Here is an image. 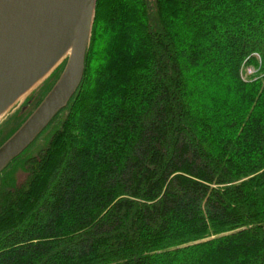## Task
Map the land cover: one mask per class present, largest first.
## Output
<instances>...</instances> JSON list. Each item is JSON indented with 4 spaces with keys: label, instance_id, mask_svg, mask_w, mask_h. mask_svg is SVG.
I'll list each match as a JSON object with an SVG mask.
<instances>
[{
    "label": "trees",
    "instance_id": "1",
    "mask_svg": "<svg viewBox=\"0 0 264 264\" xmlns=\"http://www.w3.org/2000/svg\"><path fill=\"white\" fill-rule=\"evenodd\" d=\"M147 4L105 0L117 37L2 175L0 264H264V0ZM213 24L227 70L202 54Z\"/></svg>",
    "mask_w": 264,
    "mask_h": 264
},
{
    "label": "water",
    "instance_id": "2",
    "mask_svg": "<svg viewBox=\"0 0 264 264\" xmlns=\"http://www.w3.org/2000/svg\"><path fill=\"white\" fill-rule=\"evenodd\" d=\"M97 0H0V123L61 71L23 122L0 144V172L53 120L85 70Z\"/></svg>",
    "mask_w": 264,
    "mask_h": 264
},
{
    "label": "rangeland",
    "instance_id": "3",
    "mask_svg": "<svg viewBox=\"0 0 264 264\" xmlns=\"http://www.w3.org/2000/svg\"><path fill=\"white\" fill-rule=\"evenodd\" d=\"M152 1L154 2V4H156V2H158V0H145L146 5H145L144 12L146 14H148L147 10H149L147 2L149 4L151 3V6H152ZM104 4H105V0H99L98 6H97V2H96L95 16H94V21H93V25H92L90 43H89V48H88V50L94 51L96 55H97V53H101L103 55V52L105 50V47L108 44V41L114 40L117 37L114 35V30H113L114 24H113V22L110 19H108V17L106 16V12H105L106 8H105ZM162 6H163V10H165L167 8H171V6H169V4L162 5ZM153 8L155 9L154 6H153ZM152 21H153L152 18H148L147 22L149 24ZM177 26H179V23L177 24ZM237 27H238V24H236L234 26V28H237ZM196 29H198V27L194 26L193 30L198 32V30H196ZM202 29H204V28H202ZM142 31H143V28L137 27L136 25H132L131 34H136L138 37L142 34ZM205 32H207L208 37L210 39H209V45L208 44L205 45L203 50H202L203 57H206L205 55H208L207 57H209L212 60L215 59V60L219 61L220 65L224 66V68L226 67L225 69L227 70V68L229 66V60H230V52L234 51L233 50L234 49V44H233L234 42L233 41L228 42L224 38L225 37H231V39L232 38L235 39L234 33H232L231 30H229L228 28H226L224 26H218L217 24H213V26H211L209 29L205 27ZM217 36L220 38H218V40L214 42L213 37H217ZM241 41L244 43H247L249 40H248V37H246L245 39H242ZM235 42H237V40ZM192 50L195 51L196 49L192 48ZM109 54H110V51L108 50L106 52V55H109ZM253 55L256 57V59L259 60V56L257 54L254 53ZM244 62H245V60L243 61V64H241V66L239 67V75H240L241 79H247L249 77H253V75L256 74L255 72L257 70V66L255 64L246 65V64H244ZM96 63L99 64L100 61L96 60ZM191 63L196 64L195 59H193ZM63 64H64V62H62L56 68V70L54 71L53 75H51L50 78L45 80L41 86H39L34 92H32V94L25 97L23 99V101L20 103V105L17 106L13 112L8 114L6 116V118L0 123V144L12 132H14V130L23 122V120L28 116V114L34 109V107L42 99L44 94L51 87L52 83L54 82V79L57 77V75L61 71ZM214 69L217 72L219 71V70H217V68H214ZM209 74H210V71H209ZM92 77L96 78V75L93 74L92 76H90L89 79H91ZM199 79H202L200 81V83H202L204 80L203 76L200 77ZM81 83H82V80H81ZM81 83L79 84L78 88L76 89L75 93L72 95L70 100L72 98L75 99L76 98L75 96L78 97V94H79L78 90L80 89ZM193 84H194L193 85L194 87H196V85H198V84H195V82ZM204 84H206V83H204ZM192 89L193 88L191 86L187 85V91L189 90L190 93H192L193 92ZM69 101H68V103H69ZM65 113H66V111L61 113L57 118L54 117L56 119V122H57V120H60V118L62 116H64ZM56 116H57V114H56ZM56 122H52V124L50 126H48L47 129H46V127L44 128L45 131L44 132L42 131L31 142V144L26 148L24 156L27 154H35V152H37L45 144L47 137H48V132L51 130V128L53 126H55ZM13 163H14V159H13V161H11L7 165V167L5 169H3L2 172H0V188H1V183H2L1 178H2V175H4V174L8 175L11 173L15 179H18V180L20 179L19 180L20 182L22 181V178H24L23 172L21 170V166L19 164H16L14 166ZM57 259H58V257L56 259L51 258V260H49V261L54 263L55 261H57Z\"/></svg>",
    "mask_w": 264,
    "mask_h": 264
}]
</instances>
